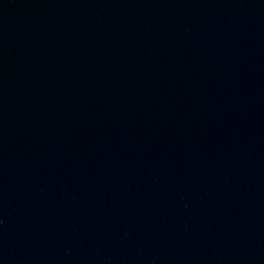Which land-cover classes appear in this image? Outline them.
<instances>
[{
  "label": "water",
  "instance_id": "water-1",
  "mask_svg": "<svg viewBox=\"0 0 264 264\" xmlns=\"http://www.w3.org/2000/svg\"><path fill=\"white\" fill-rule=\"evenodd\" d=\"M0 264H264V0H0Z\"/></svg>",
  "mask_w": 264,
  "mask_h": 264
}]
</instances>
